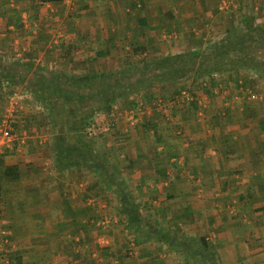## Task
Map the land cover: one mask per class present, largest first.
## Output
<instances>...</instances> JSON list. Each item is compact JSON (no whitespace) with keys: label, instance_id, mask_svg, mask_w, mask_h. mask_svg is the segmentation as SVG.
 <instances>
[{"label":"crops","instance_id":"obj_1","mask_svg":"<svg viewBox=\"0 0 264 264\" xmlns=\"http://www.w3.org/2000/svg\"><path fill=\"white\" fill-rule=\"evenodd\" d=\"M222 1L235 6L220 12ZM0 6V65L32 63L30 79L39 70L59 78L123 73L139 81L140 63L221 40L231 13L243 9L264 25V0H0ZM255 6L261 10L254 14ZM15 15L19 28L9 23ZM23 87L30 102L15 119L12 147L1 151L10 152L5 162L18 165L22 177L6 179L0 264H264V101H231L221 87L208 96L194 91L196 108L153 110L154 101L136 100L131 110L100 113L114 126L89 136L96 102L84 107H94V121L70 132L62 101L52 105L28 83ZM212 94L220 95L217 103ZM4 109L1 98L0 121ZM136 110L148 119L135 124ZM147 123L156 134L146 132ZM104 219L112 223L95 224ZM18 254L21 262H11Z\"/></svg>","mask_w":264,"mask_h":264},{"label":"trees","instance_id":"obj_2","mask_svg":"<svg viewBox=\"0 0 264 264\" xmlns=\"http://www.w3.org/2000/svg\"><path fill=\"white\" fill-rule=\"evenodd\" d=\"M59 1L62 0H43V2ZM1 10H3V6H0ZM242 10L240 11L242 14L231 13L227 17L223 32L224 37L221 40L209 41L204 49L170 56L160 62L140 63L139 71H137L142 75L140 80H148V83H139L140 80H137L134 85L135 88L140 85L146 87L155 82L163 86L190 77L200 79L202 86L204 83H208V86L213 88L220 80L218 77L223 74H227L226 80L228 82L235 81V77L238 75L243 82L252 81L254 75L255 78L264 80V58L260 57L261 55L264 56V25L261 26L256 23L258 16L244 13ZM9 23L19 28L21 16H10ZM0 66L1 82H7L9 86L13 87L25 86L28 83L31 88L38 90L39 98L47 100L52 105L62 101L66 105V110L75 111L77 109L75 120L73 122L69 119L66 120L68 121L66 122L67 130L70 132H82L87 125L94 121V107L86 112L84 110L85 105L90 100L96 102L98 112L109 116L117 98L127 96L132 91L131 88H128L131 86L130 79L124 78L123 73H118L121 76L96 73L82 78H59L56 74L48 76L38 70L34 72V78L30 79L29 74L34 66L32 63L18 62ZM244 71L246 74H243ZM113 86L120 91L116 94L112 92ZM96 91L99 92L95 93ZM156 96V93L147 94V102L152 103ZM74 97L77 99L74 100ZM197 105L198 103L194 101L190 107L196 108ZM144 126L147 133L153 131L156 134V125L147 123ZM262 127L264 129V123ZM9 153L0 152V203L10 194V181L16 182L22 177L21 168L18 165L9 166L6 164L5 157ZM100 161L106 163L104 159ZM6 179L10 181L7 182ZM11 259L13 263L21 262L19 254L12 256Z\"/></svg>","mask_w":264,"mask_h":264},{"label":"rangeland","instance_id":"obj_3","mask_svg":"<svg viewBox=\"0 0 264 264\" xmlns=\"http://www.w3.org/2000/svg\"><path fill=\"white\" fill-rule=\"evenodd\" d=\"M231 6H232L231 8H233L235 5L231 3ZM252 9L250 11L251 12H254V14L257 13V11L259 10L257 7L256 8L254 7L253 10ZM212 40L213 39H210L209 41H212ZM260 57L261 58H264L263 55H261ZM245 72L246 71H244L243 74H246ZM247 75L250 77L249 74H247ZM118 76H121V75L118 74ZM235 78H236L235 81L232 80V81L229 82V84L226 85V84H224V82L225 83H228L227 80H226L227 79V74L226 75L223 74L221 77H218V79H220L216 83L218 86L216 85L214 88H216V87L217 88H220L221 87L223 90H219L218 93L221 94V95H223L224 97H228V98L231 97V99H232L231 101H236V100H234V97L236 98V97L241 96V92H239V91H241V89H244L243 91L245 92L244 95L242 94V96H243L242 100L243 99L245 101L247 100V97L245 96L246 93L249 94L250 92H252V93L254 92V93H257V95L259 97V99L256 100V101H258V102L264 101V80L263 79L255 78V75L252 78V81L249 80L248 82H243V80L240 79L239 75L237 77H235ZM129 79H130V82H131L130 83L131 86L132 85H135L137 83L136 79H134V78H129ZM142 80H140L139 83H146V84L148 83V80H144V81H142ZM202 85L203 84L201 83V80L200 79H196L195 77H190L188 79L180 80V81H177L175 83L165 84L163 86L160 85V83H156V82L155 83H152V84H148L146 87H143L144 85H140L137 88L130 86L128 88L129 89L130 88L132 89V91L129 92L131 95H127V96H124V97H121V98H117V101L115 102L114 106H119V110H122L123 107H124L123 108L124 110L129 109V108H130L129 110H131V109H133L132 108V105L136 102V100H138L140 102H146L147 101L146 100V95L147 94H149V93H156L157 96L153 100L154 103H155V105H152L151 104V106H152L151 109H153V110L155 108L162 109L163 105H158L159 100L162 99V100H167L168 101L170 99V96L174 95L177 91L179 92L180 90H188L191 94L194 91H196V93H202L200 95H203L204 94V96H208L209 95L208 94L209 93V90L210 89L212 90L213 88L211 86H208L209 87V90H208V89H206V87H204ZM165 87H166V89H165ZM167 87H171L170 88L171 93H168L170 90ZM22 88H24L23 85L22 86L13 87V86H9V84L6 83V82L4 83V86H2V88H1L2 89V91H1L2 93L0 92V99L1 98L4 99V101H5V108H6V104H7L8 98H9L10 94L12 93V91H15L16 90V91H18V92H20V93H22L24 95V93L22 91ZM112 89H114L112 92H115V94L120 91L119 89H117V87L115 88L114 86H113ZM163 89H164V91H163ZM98 92L99 91H96L95 93H98ZM217 96H218V99H219L220 98V95H217ZM217 96L215 94H212L211 95V97L215 100V103L218 102L217 101ZM27 97H28V95L24 97V99H27V100H25V101L23 100L22 101L23 104L25 102H30ZM76 99L77 98L74 97V100H76ZM239 100H241V99H239ZM31 103L29 105V109H35V102H31ZM23 104H21V105L23 106ZM90 104L94 106L95 101L94 102L91 101ZM203 105L205 106V103L204 102H203ZM213 105H214V103H213ZM141 107L142 106H139V109ZM90 109L91 108H87L86 110L88 111ZM97 109H98V107H97ZM21 110H20V112H19L18 115H20ZM97 112H98V110H97ZM136 112H137L136 113V117L133 120L138 119L140 121L141 118L143 120H147L148 117H149L148 114L142 115V112H140L139 110H136ZM61 113L64 114L66 120L69 119L71 122H73L75 120V118H76L75 116L77 114V109L75 111L65 110V111H61ZM105 122H106V119H104V116L101 115L100 112H99L98 115H97V121L95 122L96 125L102 129L104 127V125L106 124ZM169 123L170 122L168 120V125L167 126H169ZM67 129H68V127H67ZM101 129H99L97 135H100ZM173 132H176L177 133V132H179V130L174 131V129H173ZM8 197H9V195H8ZM2 213H3V211H0V216H1L0 217V223L3 225L4 229L6 230L7 228H5V225L2 222L3 221L2 220L3 219V216H2L3 214ZM6 231H8V230H6Z\"/></svg>","mask_w":264,"mask_h":264},{"label":"built area","instance_id":"obj_4","mask_svg":"<svg viewBox=\"0 0 264 264\" xmlns=\"http://www.w3.org/2000/svg\"><path fill=\"white\" fill-rule=\"evenodd\" d=\"M231 7V3L229 1H222L219 6L218 10L220 12H224L228 10ZM216 77V76H215ZM204 86L206 89H209L208 83H204ZM244 89H241V96L236 97L235 99H242L245 92L243 91ZM247 94V93H246ZM24 95L18 91H12L10 94L6 108L4 110L3 116L0 121V152L2 149H8L12 147L13 141L15 140V129H14V123L15 119L17 118L21 108H22V101L24 100ZM259 97L257 93H252L250 92L247 94V100L248 101H256L258 100ZM195 101L194 96L188 91V90H180L179 92L175 93L170 97V99L167 100H159L158 105H163L165 109H170L174 105H190ZM199 104H203L202 102H199ZM135 124L139 122L138 119L132 120ZM114 126L113 123L105 124L104 127L101 129L98 127L96 124L92 125L91 127L87 128V133L89 136H96L98 134L99 129H101L102 132H109L110 129H112ZM112 221L110 219H104L96 222L95 224L98 227H106L110 225ZM6 231L0 224V235L1 236H6Z\"/></svg>","mask_w":264,"mask_h":264}]
</instances>
